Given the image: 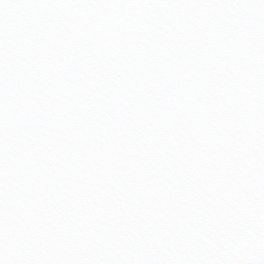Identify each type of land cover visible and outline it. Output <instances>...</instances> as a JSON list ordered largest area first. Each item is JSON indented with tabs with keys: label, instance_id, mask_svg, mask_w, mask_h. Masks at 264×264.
<instances>
[{
	"label": "snow or ice",
	"instance_id": "1",
	"mask_svg": "<svg viewBox=\"0 0 264 264\" xmlns=\"http://www.w3.org/2000/svg\"><path fill=\"white\" fill-rule=\"evenodd\" d=\"M0 264H264V0H0Z\"/></svg>",
	"mask_w": 264,
	"mask_h": 264
}]
</instances>
